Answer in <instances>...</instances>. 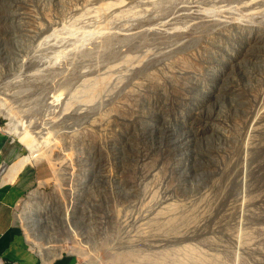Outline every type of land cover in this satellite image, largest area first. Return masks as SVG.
<instances>
[{"label":"rangeland","instance_id":"374dc122","mask_svg":"<svg viewBox=\"0 0 264 264\" xmlns=\"http://www.w3.org/2000/svg\"><path fill=\"white\" fill-rule=\"evenodd\" d=\"M0 131L48 264H264V0H0Z\"/></svg>","mask_w":264,"mask_h":264},{"label":"crops","instance_id":"0c3cea01","mask_svg":"<svg viewBox=\"0 0 264 264\" xmlns=\"http://www.w3.org/2000/svg\"><path fill=\"white\" fill-rule=\"evenodd\" d=\"M19 153L20 146L0 131V259L4 264H42L41 259L28 248L16 220L21 197L33 182L36 173L33 167L25 165L11 180L3 181L8 166ZM49 264L80 263L75 262L71 256L64 255Z\"/></svg>","mask_w":264,"mask_h":264},{"label":"bare ground","instance_id":"6f19581e","mask_svg":"<svg viewBox=\"0 0 264 264\" xmlns=\"http://www.w3.org/2000/svg\"><path fill=\"white\" fill-rule=\"evenodd\" d=\"M185 6V5H184ZM184 6H182V7H184ZM187 6V5H186ZM181 7V6H180ZM179 7V8H180ZM182 7L180 8V10L182 9ZM191 7V6H190ZM189 7V8H190ZM185 8V7H184ZM186 9V8H185ZM185 9H183L182 11L184 12L185 11ZM175 10V9H174ZM179 9H177V11H178ZM181 11V12H182ZM187 11H190V10H187ZM174 12H176V11H174ZM174 12L172 13V14H174ZM193 12V11H192ZM195 12V11H194ZM193 12V13H194ZM193 13H191V14H193ZM195 13H197V12H195ZM200 13H202V12H200ZM199 13V15H201ZM175 14H177V13H175ZM174 14V15H175ZM180 14H182V13H180ZM174 15H172V16H174ZM189 15V14H188ZM198 15V14H197ZM181 16V15H180ZM186 17H187V15H185ZM194 16H196V14L194 15ZM178 17V16H177ZM174 19H176V16H174ZM182 19V18H181ZM189 19V18H188ZM191 19V18H190ZM193 19V18H192ZM194 19H196V18H194ZM216 19V18H215ZM94 20V19H93ZM183 20V19H182ZM181 20V21H182ZM222 20V19H221ZM96 21V20H95ZM191 21V20H190ZM218 23V22H217ZM123 28V27H122ZM59 31V30H58ZM92 31V30H91ZM126 33H128V32H126ZM132 35H133V33H132ZM131 37V36H130ZM128 38V37H127ZM133 38V37H132ZM200 50V49H199ZM100 80V81H99ZM99 80H98V78H97V80L96 79H93L92 80V82L89 84V92H88V95H91V96H89V97H92L96 92L98 93V91L99 90H101V86H102V84L103 83H101L102 81H101V79L99 78ZM116 80V79H115ZM88 81V80H87ZM89 83V82H88ZM88 83H87V86H88ZM83 86V85H82ZM118 87V86H117ZM84 88H85V85H84ZM111 92V91H110ZM130 92V91H129ZM76 93H77V91H76ZM93 94V95H92ZM87 95V94H86ZM100 95V94H99ZM86 97H88V96H86ZM88 97V98H89ZM128 102V101H127ZM69 108V107H68ZM97 131V130H96ZM35 155H34V152H29V154H27V155H22V156H20V157H17L15 160H13L11 163H10V165L8 166V168H7V170H6V172H5V175H4V178H3V181H7V180H11L13 177H14V175H16L17 174V172L22 168V167H24V165H26V164H30V163H32L34 160H37V159H39L38 157H34ZM132 172V171H131ZM130 173V172H129ZM165 207H168V205H166ZM167 209V208H166ZM165 210V209H164ZM152 213V212H151ZM155 213V212H154ZM169 216V217H168ZM172 216H173V213H172V208L171 207H168V209L165 211V212H157V213H155L154 214V217H153V220L155 221V223L154 222H151L152 224H151V226L153 225V223L155 224L154 226H152L153 227V230H157V229H159L160 228V224H161V222H162V220H165V221H168V222H171V224L173 225L174 224V221H172ZM174 217V216H173ZM165 218V219H164ZM171 218V219H170ZM146 221V220H145ZM147 222V221H146ZM168 222H166V224L168 223ZM157 223H159V224H157ZM169 224V223H168ZM170 224V225H171ZM145 229V228H144ZM144 229H143V231H144ZM152 229V228H151ZM142 231V230H141ZM141 233H143V232H141ZM145 233V232H144ZM148 233H149V231H148ZM153 237V236H152ZM247 241V240H246ZM35 243V242H34ZM243 244H245L244 242H243ZM245 246V245H244ZM250 247V246H249ZM39 253H40V251H39ZM146 259H147V257H145ZM151 258V257H150ZM158 258H161V257H158ZM156 260H158L157 258H156ZM42 261V264H48L47 262L48 261H45V260H41ZM142 261V263H143V260H141ZM144 261H145V259H144ZM148 261L149 260H147V262L146 263H148ZM163 261H164V259H163ZM195 261V260H194ZM115 262V261H114ZM116 262H118V261H116ZM124 262V261H123ZM145 262H144V264H145ZM125 263V262H124ZM140 263V262H139ZM151 263V262H150ZM149 263V264H150ZM141 264V263H140ZM153 264V263H152ZM166 264H168V263H166ZM170 264V263H169ZM171 264H172V261H171ZM180 264V263H179ZM191 264V263H190ZM192 264H199V263H197V261H195V262H193Z\"/></svg>","mask_w":264,"mask_h":264},{"label":"built area","instance_id":"2783aa9c","mask_svg":"<svg viewBox=\"0 0 264 264\" xmlns=\"http://www.w3.org/2000/svg\"><path fill=\"white\" fill-rule=\"evenodd\" d=\"M56 258H53L51 261H53V260H55ZM41 261V260H40ZM51 261H49V263L51 262ZM0 264H4L3 262H2V260L0 259Z\"/></svg>","mask_w":264,"mask_h":264}]
</instances>
